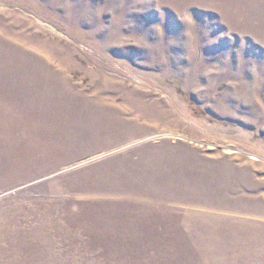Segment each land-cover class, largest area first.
Wrapping results in <instances>:
<instances>
[{
  "label": "rangeland",
  "instance_id": "374dc122",
  "mask_svg": "<svg viewBox=\"0 0 264 264\" xmlns=\"http://www.w3.org/2000/svg\"><path fill=\"white\" fill-rule=\"evenodd\" d=\"M0 264H264V0H0Z\"/></svg>",
  "mask_w": 264,
  "mask_h": 264
}]
</instances>
